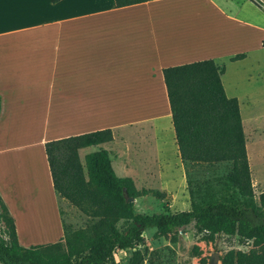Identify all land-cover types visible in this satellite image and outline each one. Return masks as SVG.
Segmentation results:
<instances>
[{
	"label": "crops",
	"instance_id": "0c3cea01",
	"mask_svg": "<svg viewBox=\"0 0 264 264\" xmlns=\"http://www.w3.org/2000/svg\"><path fill=\"white\" fill-rule=\"evenodd\" d=\"M175 1L116 8L114 0H0V199L21 246L64 236L63 210L73 206L53 188L44 147L62 138L110 130L112 141L79 150L80 158L104 149L117 177L131 179L135 188L144 176L143 190L171 202L184 186L186 209L171 214L190 210L162 71L213 60L226 62L225 75L230 58L247 56L244 49L228 54L224 45L199 46L196 11L167 7ZM225 1L233 0L202 4L237 28L261 33L262 48L264 30L228 15ZM136 128L150 129L154 138L134 142ZM147 143L155 145L153 153ZM255 182L254 192H264V183ZM40 201L50 207V218Z\"/></svg>",
	"mask_w": 264,
	"mask_h": 264
},
{
	"label": "trees",
	"instance_id": "16d2710c",
	"mask_svg": "<svg viewBox=\"0 0 264 264\" xmlns=\"http://www.w3.org/2000/svg\"><path fill=\"white\" fill-rule=\"evenodd\" d=\"M148 1L114 3L123 8ZM244 58L237 54L230 61ZM224 71L213 60L162 71L190 210L171 214L164 206L163 213L137 214L126 196L136 199L150 192H138L131 179L117 177L106 150L86 154L82 162L79 150L112 141L110 130L49 141L44 147L54 190L93 223L76 231L64 225L60 241L24 247L0 199V264H113L117 251L145 245L147 228L175 242L189 226L205 242L226 236L250 246L247 251L228 250L220 264H264V192H254L239 104L225 93ZM120 221L130 222L123 232L117 229Z\"/></svg>",
	"mask_w": 264,
	"mask_h": 264
},
{
	"label": "rangeland",
	"instance_id": "374dc122",
	"mask_svg": "<svg viewBox=\"0 0 264 264\" xmlns=\"http://www.w3.org/2000/svg\"><path fill=\"white\" fill-rule=\"evenodd\" d=\"M261 2L264 3V0H233L232 2L225 1L221 6L228 15L236 16L242 22L264 30V5H258ZM167 7L182 8L183 10L191 7L196 11L197 17L194 22H197L199 46L217 47L224 45L227 47L228 54L241 49L246 50L244 52L247 56L246 59L227 66L226 74L222 75V84L226 94L229 97L237 98L239 102L251 179L256 192L259 190V184L255 182L256 178L264 183V49L259 43L261 33H250L249 30L242 27L237 28L232 19L224 20L218 17L210 10L212 8L202 4V0H177L171 4L168 3ZM181 21L182 24H189L185 17H182ZM194 22L193 26L195 25ZM205 27L211 32H207ZM236 36L237 41L233 42L232 40ZM8 55H11V50ZM220 67L225 68L226 62H222ZM131 138L134 142L141 139L145 143L151 141L154 136L148 128H144L143 131L136 128L131 133ZM148 144H144V146L153 153L155 145L149 146ZM83 157L84 154L81 152L82 160ZM145 180L146 177L139 176L138 184L135 186L138 192L148 187ZM150 191L149 194L145 196L140 194L135 199V213L146 215L163 213L164 206L169 208L170 213H172V209H186V199L182 198L184 186H181L179 195L178 190L176 191V198L173 202L166 197L160 199L152 194L154 190ZM40 203L44 206L42 209L44 213L48 209L47 215L50 218V207L42 201ZM171 205H175V207L171 208ZM63 213L68 219L65 225L73 231L85 229L93 223L92 219L85 218L73 207L68 211L64 209ZM47 215L45 220H47ZM129 223V221H120L117 223V229L123 232ZM23 227L31 229L28 228L29 225L27 224H23ZM143 237L144 246L117 251L114 254L113 264H201V260L208 264H219L221 256L228 250L247 251L250 248V246H239L236 237L216 236L213 242L202 241V236L196 235L192 226L186 227L183 232H179L175 242L172 240V236L158 235L155 228L144 230ZM195 248L198 249L197 255L194 252ZM135 252L139 255L134 256ZM215 255L218 256L217 260L214 259Z\"/></svg>",
	"mask_w": 264,
	"mask_h": 264
},
{
	"label": "water",
	"instance_id": "95a60500",
	"mask_svg": "<svg viewBox=\"0 0 264 264\" xmlns=\"http://www.w3.org/2000/svg\"><path fill=\"white\" fill-rule=\"evenodd\" d=\"M126 202H127V203H133V202H134V198H132V197H127V196H126ZM214 259L217 260V259H218V256L215 255V256H214Z\"/></svg>",
	"mask_w": 264,
	"mask_h": 264
},
{
	"label": "built area",
	"instance_id": "2783aa9c",
	"mask_svg": "<svg viewBox=\"0 0 264 264\" xmlns=\"http://www.w3.org/2000/svg\"><path fill=\"white\" fill-rule=\"evenodd\" d=\"M2 229V226H0V230Z\"/></svg>",
	"mask_w": 264,
	"mask_h": 264
}]
</instances>
